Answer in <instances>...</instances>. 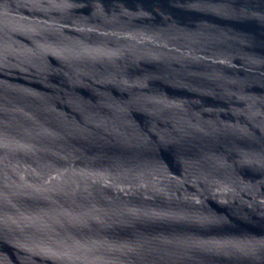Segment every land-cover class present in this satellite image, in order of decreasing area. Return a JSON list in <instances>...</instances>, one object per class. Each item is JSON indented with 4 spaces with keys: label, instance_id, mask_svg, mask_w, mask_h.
I'll use <instances>...</instances> for the list:
<instances>
[{
    "label": "water",
    "instance_id": "water-1",
    "mask_svg": "<svg viewBox=\"0 0 264 264\" xmlns=\"http://www.w3.org/2000/svg\"><path fill=\"white\" fill-rule=\"evenodd\" d=\"M0 264H264V0H0Z\"/></svg>",
    "mask_w": 264,
    "mask_h": 264
}]
</instances>
